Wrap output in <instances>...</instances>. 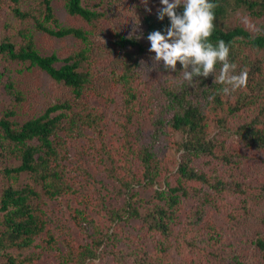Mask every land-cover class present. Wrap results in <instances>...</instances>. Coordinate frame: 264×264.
<instances>
[{
  "label": "trees",
  "instance_id": "obj_1",
  "mask_svg": "<svg viewBox=\"0 0 264 264\" xmlns=\"http://www.w3.org/2000/svg\"><path fill=\"white\" fill-rule=\"evenodd\" d=\"M11 9L22 21H32L35 28L50 35L64 37L73 35L85 42L86 46L63 60L56 53L43 55L36 47L35 33L30 26L19 28L21 43L17 45L10 37L0 41V53L6 59L28 63L29 67L39 66L58 82H63L73 89L75 101L82 107L75 109V103L66 100L49 106L37 117L24 123L17 122L13 117L16 110L7 108L0 116V156L14 158L17 164L3 162L0 170L9 183L3 187L0 195V253L6 258L7 264H30L39 253L19 258L12 254L11 249L20 251L36 243L38 237H43V245L48 248H58L60 237L49 230L50 216L41 207L44 198H56L67 193H74L75 188L69 182L68 166L64 156L68 142L72 138L81 137L86 127H95L102 116L96 109L83 99L85 92L93 81L90 68H83L89 61L93 42L89 31L76 26H63L57 16L51 0H40L41 8L25 9L22 0H10ZM84 0H65L67 10L72 15H79L93 26L107 16L105 9L98 10L84 5ZM214 11V30L209 38L214 44L223 39L230 45L229 60L236 64L235 72L247 71V87L224 94L220 85L214 81V76L197 78L195 83L182 85V70L173 72V78L162 86L157 95V103L162 110L156 114L155 136L169 131L180 132L183 137L176 141L178 149L183 150L178 169L174 176L162 174L161 160L157 154L154 142H143L139 134L142 129L133 130V120L138 114L136 107L139 97L141 72L138 69L141 56L147 51L148 43L136 35L116 33L114 44L124 49L123 69L114 77L122 85L124 93V112L118 121L123 139L121 145L111 152L107 148V159L111 166L106 167L112 185L104 184L106 193L99 191L96 201L106 207V194L125 195L126 200L120 207L107 206L111 220L119 222L128 218H140L150 230H158L168 236L173 223L177 219L179 205L184 198L190 196L191 183L194 181L211 185L217 191L225 188L221 175L211 176L207 171L194 165V161L204 156H215L217 150L224 146L225 140L211 137L212 122L226 127L228 117L236 115L246 105H256L259 112L250 121L239 124L237 134L247 146L264 149V68L258 59L252 60L246 53L247 48L264 49V25L258 31H252L242 23H235L234 15L245 11L254 17L264 16V0H212ZM103 4L101 0L98 6ZM182 11V8L178 9ZM143 27L147 38L149 32L163 30L168 25L157 19L156 12L143 13ZM63 61L61 65L57 62ZM162 67V66H161ZM177 67H180L178 62ZM220 64L216 65V75H219ZM168 72V71H165ZM3 82L8 93L21 102L22 92L16 88L9 68L5 67ZM1 83V81H0ZM234 96V98H232ZM153 109V108H152ZM213 113L214 118H212ZM167 115H170L169 118ZM121 148V149H120ZM84 151V149H82ZM226 156V155H224ZM28 173L32 182L16 185V179ZM145 184L154 189L152 198L139 197L135 190L137 185ZM103 185V183H102ZM100 190V189H99ZM88 203L87 197H83ZM147 205L144 215L139 210ZM75 224L86 233L89 239L75 245L68 239L66 248L61 254L63 264H85L98 255V249L110 237L109 231L101 234L100 225L89 216L84 208L74 207ZM210 228H216L210 224ZM100 230V232H99ZM44 233V234H43ZM70 234V232H68ZM254 243L264 253V237L258 236Z\"/></svg>",
  "mask_w": 264,
  "mask_h": 264
},
{
  "label": "rangeland",
  "instance_id": "obj_2",
  "mask_svg": "<svg viewBox=\"0 0 264 264\" xmlns=\"http://www.w3.org/2000/svg\"><path fill=\"white\" fill-rule=\"evenodd\" d=\"M51 1L55 15L63 26L81 27L90 33L92 53L83 68H90L94 76L82 100L93 106L102 119L95 127H86L83 135L72 138L66 147L64 162L75 192L52 199L44 198L41 203L47 216L51 217L47 228L61 239L59 247L44 246L42 238L45 235H42L36 240L40 247L32 246L22 251L14 248L10 252L14 255L20 253L18 257L21 259L32 252L39 253L30 264H63L61 254L68 239H72L76 246L89 239L75 224L74 207L79 206L97 221L101 234L108 231L110 234L98 249V255L90 260L91 264H264V253L254 243L258 236L264 237V149L247 146L236 131L239 124L256 117L262 103L246 105L236 115L228 117L226 127L212 122L210 136L224 139L225 144L215 156L200 157L194 161V165L213 177L221 175L226 187L217 191L209 184L192 182L191 195L179 205L177 219L168 236L158 230H150L140 218L113 221L108 216L107 206H122L125 195L117 196L114 192L106 194L105 208L96 199L99 191L106 193L104 184L112 185V178L106 170L111 166L106 149L110 148L113 152L123 139L118 121L124 112V93L114 72L118 74L123 69L122 56L125 51L114 44L116 33L134 34L148 43L138 66L142 77L136 104L138 114L131 128L142 129L139 136L143 142H154L161 160L162 174L176 178L183 152L175 145L183 137L180 132L169 131V127H166L163 134L155 136V117L162 107L152 104L157 103L156 97L162 86L173 78V72H165L160 65L154 64L152 53L148 51L150 43L144 33L143 13H147L148 8L156 12L160 6L159 0H101V6H98L100 0H84V5L90 8L107 11V16L97 26L82 16L70 14L65 0ZM11 4L10 0H0V41L10 37L18 45L22 41L19 28L30 26L35 33L36 47L43 55L56 53L63 60L86 46L84 41L73 35L57 37L36 29L32 21L17 18ZM21 6L25 9L41 8L40 0H22ZM234 21L258 31L264 25V16L254 17L239 11L234 15ZM246 53L252 60L258 59L264 68V49L247 48ZM62 63L59 61L57 65ZM5 67L9 68L16 88L22 92L21 102H17L4 86L7 73L1 74ZM0 81V116L12 107L16 110L13 118L20 124L42 115L57 102L69 100L75 103V109L83 105L75 101L70 86L58 82L39 66L29 67L28 63L6 59L1 53ZM211 116L214 118L213 113ZM3 162L9 165L18 163L12 157L0 156V170ZM27 182H32V177L23 173L15 184L24 185ZM8 183V178L0 172V195ZM157 187L159 184L152 187L143 184L137 185L135 190L142 199H149ZM135 203L144 215L147 205L142 206L139 201ZM210 224L216 230L210 228ZM89 263L88 260L85 264ZM0 264H7L1 253Z\"/></svg>",
  "mask_w": 264,
  "mask_h": 264
},
{
  "label": "clouds",
  "instance_id": "obj_3",
  "mask_svg": "<svg viewBox=\"0 0 264 264\" xmlns=\"http://www.w3.org/2000/svg\"><path fill=\"white\" fill-rule=\"evenodd\" d=\"M159 5L157 19L164 21L167 17L169 23L163 30H153L147 35L148 51L152 53L154 64L168 72L182 70V78L178 81L181 85L193 84L197 78H207L211 74L216 83L223 85L221 91L226 95L247 87V71L237 74L236 64L229 60L230 45L223 39L215 44L209 39L215 18L212 0H159ZM180 8L182 11H178ZM217 64H220L218 76Z\"/></svg>",
  "mask_w": 264,
  "mask_h": 264
}]
</instances>
